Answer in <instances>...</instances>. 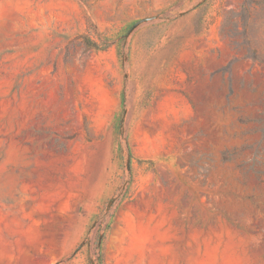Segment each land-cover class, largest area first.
Segmentation results:
<instances>
[{"label":"rangeland","instance_id":"rangeland-1","mask_svg":"<svg viewBox=\"0 0 264 264\" xmlns=\"http://www.w3.org/2000/svg\"><path fill=\"white\" fill-rule=\"evenodd\" d=\"M0 264H264V0H0Z\"/></svg>","mask_w":264,"mask_h":264}]
</instances>
